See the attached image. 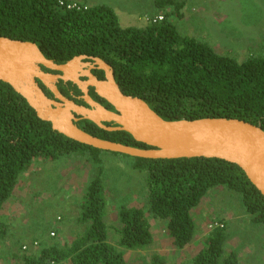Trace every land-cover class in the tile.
Returning a JSON list of instances; mask_svg holds the SVG:
<instances>
[{
	"label": "trees",
	"instance_id": "trees-1",
	"mask_svg": "<svg viewBox=\"0 0 264 264\" xmlns=\"http://www.w3.org/2000/svg\"><path fill=\"white\" fill-rule=\"evenodd\" d=\"M60 1L0 0V36L35 42L57 64L78 55L103 59L113 68L123 93L142 98L166 120L238 118L264 129V37L259 53L238 61L179 31L170 18L183 19L189 0H154L161 12L143 27H123L106 4L68 9ZM82 129L102 139L151 148L126 131H108L93 122ZM110 153L130 162V170L142 176L148 200L146 208L120 204L119 227L105 221L108 196L103 158ZM75 154L86 156L95 167L77 219L87 228L70 243L48 244L37 252L28 250L26 238L8 232L9 224L0 219V246L2 242L4 251L10 254L11 250L20 264H128V250L154 241L151 218L166 222L173 245L184 249L197 235L191 210L216 187L237 192L251 221L264 227V196L238 165L206 157H133L82 144L54 130L9 83L0 81V213L36 158L55 161ZM226 223L211 229L203 247L185 264H241L236 250L226 251ZM111 228L120 236L116 244L109 240ZM22 247L26 250L19 254ZM153 258L155 263L165 262L157 255Z\"/></svg>",
	"mask_w": 264,
	"mask_h": 264
},
{
	"label": "rangeland",
	"instance_id": "rangeland-1",
	"mask_svg": "<svg viewBox=\"0 0 264 264\" xmlns=\"http://www.w3.org/2000/svg\"><path fill=\"white\" fill-rule=\"evenodd\" d=\"M69 2L87 7L106 4L115 10L123 27H143L150 18L161 12L155 9L154 0ZM184 11L183 19L176 16L170 18L182 34L206 41L218 53L238 61L260 52L264 37V0H189ZM91 165L86 156L78 154L55 161L36 158L31 170L27 171L28 175H24L25 172L20 176L22 187L18 192L21 198L17 199V204L9 207L8 217H2L1 221L8 222V229L10 232L15 230L16 237L25 236V233L31 237L30 243H27V239L24 243L30 251L38 252L48 244L70 243L76 234L83 233L87 228V224L77 219L81 211V198L91 175L95 173V167L93 169ZM103 165L108 196L105 221L119 227L117 212L120 204L146 208L148 200L145 198V183L142 176L130 170V162L118 156L104 154ZM27 189L33 198L29 204L25 203ZM202 200L207 210L200 209L202 203L191 210L192 218L198 222L197 235L188 249H176L167 233L166 222L151 218L154 241L145 248L128 250L125 254L128 264H159L154 262L155 255L165 260L164 264H185L188 258L203 247L205 236L210 232L209 224L217 218H213L217 209H230V213L240 215L238 220H231L228 225L226 251L236 250L241 264H264V239H261L264 227H258L251 221L242 206L240 195L225 187H216L210 189ZM119 237L115 229L111 228L109 240L116 244ZM2 247L0 264H20V259L13 256L11 250L9 254ZM15 247L14 252L18 255L19 248ZM25 250L22 247L19 254Z\"/></svg>",
	"mask_w": 264,
	"mask_h": 264
},
{
	"label": "water",
	"instance_id": "water-1",
	"mask_svg": "<svg viewBox=\"0 0 264 264\" xmlns=\"http://www.w3.org/2000/svg\"><path fill=\"white\" fill-rule=\"evenodd\" d=\"M85 58L92 59L95 66L105 72V79L96 78L89 70L83 72L88 77L85 81L79 78L77 64ZM42 67L60 73L46 72ZM58 79L76 83L91 108L65 98L55 84ZM0 81L9 83L41 119L50 122L54 130L68 138L103 151L133 157L226 160L238 165L264 196V129L261 124L225 117L166 120L142 98L123 93L113 68L103 59L81 55L57 64L46 58L35 42L6 36H0ZM40 83L54 94L55 99L48 97ZM90 86L115 111L95 102L88 94ZM75 113L105 130L126 131L151 148L134 147L94 136L75 124ZM105 122H113L117 126L108 127Z\"/></svg>",
	"mask_w": 264,
	"mask_h": 264
},
{
	"label": "flooded vegetation",
	"instance_id": "flooded-vegetation-1",
	"mask_svg": "<svg viewBox=\"0 0 264 264\" xmlns=\"http://www.w3.org/2000/svg\"><path fill=\"white\" fill-rule=\"evenodd\" d=\"M79 56H81V55H78V56H75V57H79ZM75 57H73L71 60H73ZM86 63H89V64H86ZM95 65H96L95 62L92 59H90V58L81 59L80 62L77 64V67H78L77 70H78V73L80 74L79 78L81 80L85 81L88 77L85 76V74H83V72L89 70L95 75L96 78H98L100 80L105 79V72L102 69H98ZM42 68L46 72L57 73V74L60 73L59 71H53V70L47 69L45 67H42ZM101 71L104 72V75L101 74ZM40 84L46 89V91L49 92V94H47L45 92L48 95V97H50L52 99H55L54 94L48 88H46L42 83H40ZM55 84L57 85L60 93L65 98H67L68 100L74 102L75 104H77L79 106H84V107L91 108L90 105L86 102V100L84 98L85 95H84L83 91L79 88V86L76 83L72 82L71 80L58 79L55 82ZM88 94L95 102L101 104L102 106L106 107L109 110L115 111L114 108H111L108 104L104 103V101L102 100L103 98L101 99V97L95 92L94 87H92V86L89 87ZM75 116L77 118V121H75V124L79 128H82L83 126H88L89 122H91V121H89L87 119H84L80 114H76L75 113ZM105 124L108 127L117 126L113 122H105Z\"/></svg>",
	"mask_w": 264,
	"mask_h": 264
},
{
	"label": "crops",
	"instance_id": "crops-1",
	"mask_svg": "<svg viewBox=\"0 0 264 264\" xmlns=\"http://www.w3.org/2000/svg\"><path fill=\"white\" fill-rule=\"evenodd\" d=\"M31 168H32V166L30 167V169H29V171L31 170ZM28 173L29 172H26L24 175H28ZM32 182H34V181H32ZM21 181H20V178H19V180H18V182H17V185H16V188H15V191H14V193H13V195H12V197L3 205V208H2V210H1V213H0V219L2 218V217H5L4 219H6V217H8V213H10V209H9V207L12 205V204H17L18 203V201H17V199L18 198H21V196L19 195V189H21ZM35 187H36V185H35ZM26 195H25V197L27 198L26 199V201H25V203H30V202H32L33 201V198H32V196H30V194H31V191L29 190L28 191V189L26 190ZM11 203V204H10ZM201 203H202V207L200 208L201 210H207V208H206V205H205V208H204V200H202L201 201ZM231 211H230V209H228V210H225V211H221V210H219V209H217V211H216V213H214V217L213 218H215V217H218V216H221V217H223V218H226L227 219V224L229 225V223H230V221L231 220H238V218H240L239 216V214L238 215H236V214H234V213H230ZM8 214V215H7ZM220 218V217H219ZM194 219V218H193ZM194 221L196 222L197 220L196 219H194ZM6 222V221H5ZM198 222V221H197ZM7 224H8V222H6ZM238 223V222H237ZM9 226V225H8ZM196 226H197V224H196ZM9 228H10V226H9ZM14 231L15 230H12V232L14 233ZM8 232H10V230L8 229ZM153 233V232H152ZM154 235V234H153ZM24 236V235H23ZM24 238H26L27 239V243H30L31 242V237L27 234V233H25V236H24ZM261 239H264V236H261ZM192 243V242H191ZM190 243V244H191ZM1 244H2V242H1ZM187 249H188V247H186ZM200 249V248H199ZM198 249V250H199Z\"/></svg>",
	"mask_w": 264,
	"mask_h": 264
},
{
	"label": "built area",
	"instance_id": "built-area-1",
	"mask_svg": "<svg viewBox=\"0 0 264 264\" xmlns=\"http://www.w3.org/2000/svg\"><path fill=\"white\" fill-rule=\"evenodd\" d=\"M60 5L61 6H66L68 9H72V8H77V9L87 8L86 5L85 6H81V4L71 3V2L65 3L63 0L60 1ZM159 19H162V16H160ZM223 226H224V220L215 219L214 221H212L209 224V229H213V228H216V227H223Z\"/></svg>",
	"mask_w": 264,
	"mask_h": 264
},
{
	"label": "clouds",
	"instance_id": "clouds-1",
	"mask_svg": "<svg viewBox=\"0 0 264 264\" xmlns=\"http://www.w3.org/2000/svg\"><path fill=\"white\" fill-rule=\"evenodd\" d=\"M214 220H215V219H214ZM214 220H213V221H214ZM218 220H224V222H227L226 219H224V218H220V219H218ZM210 230H211V229H210Z\"/></svg>",
	"mask_w": 264,
	"mask_h": 264
}]
</instances>
